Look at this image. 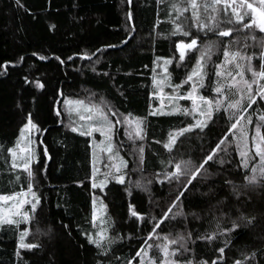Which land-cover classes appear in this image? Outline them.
<instances>
[{"label": "trees", "instance_id": "obj_1", "mask_svg": "<svg viewBox=\"0 0 264 264\" xmlns=\"http://www.w3.org/2000/svg\"><path fill=\"white\" fill-rule=\"evenodd\" d=\"M199 1L201 3L197 10L203 19V4L210 0ZM173 2L185 3L186 0H163L162 3H157V0H132L131 6L126 0H21L23 7H18L16 0H0V65H3L0 67V195L27 188L26 173L11 167V157L7 152L8 148L15 146L19 130L26 122V114L31 112L33 120L46 130L39 136L43 143L35 147L41 153L40 163L32 164L34 189L42 197L41 205L28 226H19L21 230L28 227L29 241H38L43 249L32 252L21 250L22 259L17 257L18 231L15 227L4 225L0 228V264H18V261L19 264H96L97 260L101 264H108L109 261L110 264H123L125 259L137 263L139 257L135 253L144 245L152 230V223H155H149V218L155 216L157 221L160 220L180 190L179 184L169 183L157 174L166 167L174 170V164L181 158L200 162L226 132L229 126L227 114L221 109L218 114H214L204 133L198 135L197 129L180 136L171 153L163 147L169 133L192 122V117L182 113L151 114L157 105L152 83L154 61L157 64L163 61L156 60L157 57L172 58L168 70L171 82L175 84L185 78L198 55L192 52L184 61L178 60L175 42L180 39L188 42L191 37L169 35L173 25L168 20V14ZM249 2L259 5L256 0ZM128 10L133 14L134 32L126 20L125 13ZM191 11L189 8L183 15L190 16ZM172 15L175 16V12ZM52 24L56 25L55 29H50ZM222 27L230 25L224 24ZM247 31L233 32L231 37H217L212 32L205 36L204 32H197L196 28L191 29L192 35L201 37L199 46L203 40H211L216 42L214 47L217 48V53L206 59L207 77L205 87L200 89L201 94L210 98L218 95L210 85L217 79L215 65L222 64L224 60L223 41L239 37L240 45L247 43L248 47L242 51L257 53L251 63L256 71L260 70L258 54L264 33L254 28L251 31L257 39L245 41ZM123 40H127V44H122ZM106 44H116L117 47L105 49L91 60L78 55L95 52ZM236 47L235 43L231 45L233 50ZM34 52L38 55H32ZM39 55L47 59L40 60ZM55 56H59L64 63L61 64ZM70 56L71 60L68 59ZM20 57L23 60H19ZM97 58L99 63H96ZM6 61L9 63L5 64ZM232 72L235 74L236 71ZM228 79L220 78L225 84ZM245 79H252L251 72L245 71ZM37 81L44 87H37ZM259 84H264V80H260ZM257 87V84H253V93ZM187 88L188 85H184L180 92L183 94ZM86 92L102 97L119 113L131 114V118L139 117L143 121V164H139L138 156H132L129 152L131 140L121 127L116 128L113 141L119 145V155L127 161L125 183L118 184L110 180L104 193L91 188L92 137L72 132L65 123L64 100L80 97ZM224 92L230 97L228 87L224 88ZM244 103L246 105L247 101ZM57 109L61 113L59 117L56 115ZM249 114L252 116V123L247 125L249 169L240 166L241 158L236 145L230 144L227 154L217 153L223 155L225 165L209 161V164H213L209 171L220 174L208 180H200L198 176L178 202L177 207L182 203L187 220L183 217L175 220L169 218L156 229L157 233L175 234L183 231L186 223L195 239L197 235L214 228L215 218L221 217V213L212 205H215L216 199L226 198L225 204L220 206L224 213L220 218L222 228L230 226V217L235 218L238 208L247 215L255 216L256 221L254 227H242L229 234L230 243L225 248L220 264H234L235 260H241L243 264L245 256L252 253L255 256L247 264H264V180H261L260 185L241 189L246 191V195H241L239 199L231 193V187L224 184L227 178L242 186L245 174H251L253 166L259 168L260 159L252 139L257 123L262 125L260 131L264 135V121L258 119L259 115L264 114V100L259 96L245 115ZM228 136L231 140V133ZM44 147H47L50 159L42 155ZM173 157L176 159L171 165L162 164V161L167 162ZM45 166L46 170L40 171ZM17 175L19 180L16 179ZM148 180L152 181L150 185L146 184ZM137 181L146 185L148 191L137 188ZM209 185L215 186L218 193L216 197L204 195L208 193ZM126 189H130L132 194L128 195ZM93 191L107 204V214L112 224L110 234L121 237L111 246L112 252L107 258L97 256L95 246L89 244L81 234L91 232L94 235L99 229L93 228L91 224ZM129 203L135 206L137 212L144 214V219L138 220L130 215ZM175 211L174 208L169 217ZM193 212L200 219H195L191 215ZM65 224L68 225L67 229L63 227ZM154 238L148 243H152ZM223 241V236L211 244L198 240L190 247L194 249L197 260H207L210 264L211 260L219 256L216 249L223 246ZM191 255L193 253L183 258Z\"/></svg>", "mask_w": 264, "mask_h": 264}, {"label": "snow or ice", "instance_id": "obj_2", "mask_svg": "<svg viewBox=\"0 0 264 264\" xmlns=\"http://www.w3.org/2000/svg\"><path fill=\"white\" fill-rule=\"evenodd\" d=\"M163 0H157V3H162ZM126 3L131 6L132 0H126ZM18 7H23L21 0H16ZM223 7H220V6ZM170 11L168 14V20L172 23L173 29L170 31L169 35L176 36L181 35L183 37H191L188 42L180 39L175 42V48L179 51V61H184L186 54L189 51L195 50L198 55L196 56V62L191 67L189 71L186 72L185 78L179 83H171V74L168 72L167 65L172 64V58L157 57L156 60H163V66L156 64L154 61L153 77L152 83L156 87L157 91L153 95L167 96L170 104L169 112H164L162 109H158L152 112V115L160 114H176L182 113L186 116L192 117V122L187 123L184 127L170 132L167 142L163 144V147L170 153L173 147L177 143V139L183 136L185 133L192 132L194 130H199V133H204V130L208 128L209 123L213 120L214 114H218L221 109L227 114L226 121L229 126L227 127L224 135L219 138L218 142L214 147L211 148L208 154H206L202 160L198 163L192 160L179 159L174 164V170L168 169L167 167L162 173H158L157 176H163L164 180L169 183L176 182L180 185V190L175 198L172 200L171 205L168 207L167 211L163 213L160 220H156L155 216L149 218V223H152V230L148 233L144 245L136 251L135 256L140 257L138 264H209L207 260H197L194 256V249L190 245H194L196 241H205L211 244L213 241L217 240L219 237L223 236V246L218 247L216 251L219 256L216 259L211 260L210 264H220L223 260L225 248L228 247L230 243V233L236 232L240 228L254 227L256 217L252 215H247L237 209V215L235 218H231V223L229 227H221L220 218L224 215L222 208L220 206L224 205L226 198L216 199L215 205L212 207L217 208L221 217H217L214 228L210 232H205L197 235L195 239L193 238V232L188 230L187 224L183 231H177L175 234L168 233H157L156 229L160 227V224L164 220L171 218L175 220L177 217H183L185 221L187 220V214L183 211L182 203L177 207L178 202L181 201V197L184 196V192L188 191V186L192 184L194 179L199 176L200 180L212 179L214 176L220 173H213L209 171L213 164H218L220 166L225 165L226 161L223 155H217V153L227 154L229 145L235 143L236 150L240 156V166L244 169H249L248 164V131L247 125L252 123V116L245 115L248 113V109L252 107V104L256 103V97L259 96L261 100H264V84H259L260 80H264V39L260 42L259 58H260V70L256 71L252 66V59L257 56V53L253 52L251 54L242 51L243 48H247L248 44H239V37L233 40L223 41V63L216 64L215 77L217 78L211 83L212 91L218 95L214 98L205 96L199 92L200 88L205 87L204 81L207 77L206 72V58H211V52L215 46L214 41L203 40L198 47V41H201L199 35H192L191 29L196 28L197 32H204L207 36L208 32L214 33L217 37H231L233 32L240 33L244 30H249L245 34V41L253 40L257 38L252 29H258L260 33H264V0H259V5L254 6L249 0H210V2H205L203 4L204 18H200V13L198 12L197 0H186L185 3L173 2L170 6ZM191 8V15H183ZM243 10V11H242ZM27 11V9H26ZM175 12V16L172 15ZM126 20L129 22L130 30L134 32L135 26L132 23L133 14L131 10L125 13ZM245 17H248L247 21ZM159 22V21H158ZM227 24L230 27H222V25ZM50 29H55L56 25L52 24L49 26ZM155 27V26H154ZM127 40L121 41L122 44H127ZM237 44V47L233 50L231 49L232 44ZM116 44H106L102 48H97L95 52L88 53H78L82 59L91 60L93 56L97 53L104 51L105 49L115 48ZM32 55L36 56L38 53L34 52ZM40 60L47 59L44 55H39ZM61 64L64 63L59 56H55ZM69 60L72 57H68ZM19 60H23L20 57ZM99 58H97L96 63H99ZM9 62H5L7 64ZM234 64L236 69L235 74L232 71H221L224 65ZM179 67V63L177 64ZM3 67V65H0ZM163 67V72L165 75L161 78H157L156 68ZM94 72L95 68L92 69ZM245 71L251 72L252 79H245ZM104 75H108L107 72ZM221 77H229L227 83L221 82ZM239 77V80H237ZM26 82L27 78H26ZM253 84H257V91L253 93ZM184 85H188L187 90L181 94L180 89ZM36 86L43 88L44 85L39 81L36 82ZM167 86L172 89L171 93H164V87ZM228 87L230 92V97L225 95L224 88ZM234 89V91H233ZM179 100L190 101V107H185L177 103ZM228 101L225 104V101ZM245 100L247 101L245 105ZM66 105V111L71 112L73 109L71 105H76L77 112L79 108L83 107L84 111L90 113L88 116L79 115L80 120H88L87 126L79 125L77 126L74 122H70L68 125L72 132H78L81 136L91 137L93 132H99L101 136L105 138V141L97 144L96 147L100 149L101 152H107L109 154L108 159L119 160V163H113L110 165H105L107 171L101 174V178L98 179L99 169L96 167L97 156L95 151L93 152V166L91 173V188L93 190L99 189L100 193H104L110 180H115L118 184L125 183V173L121 171L122 167H127V161L119 155V145L113 143V137L115 136V128L117 125L124 126L125 135L129 140L135 142L136 140L142 141L144 139V130L142 127V118H130L131 114L124 115L119 113L118 109L112 106L100 104H86L84 100H64ZM20 107V105H17ZM56 115L59 117L61 115L60 111L56 110ZM114 117L115 119H111ZM259 121H264V114L259 115ZM26 122L23 123L19 130V137L16 141L14 147L7 149L8 154L11 157V167L13 169H22L26 173L27 188L26 190H21L20 192L13 193L11 195H0V204L4 202H11V204L5 208L0 206V227L7 225L15 227L18 231L17 245L15 255L22 259L21 250L32 252L33 250H42L43 245L38 241H29L30 229L25 227L20 229L21 224H29L33 219H35V213L37 208L41 205L42 197L38 195V192L34 190L35 173L32 169L33 162L40 163V155L33 145L42 144L43 141L39 139L42 132L46 131L41 128L40 125L35 122L32 118L31 112H28L25 117ZM234 120V122H232ZM244 121L242 124L241 122ZM239 126V128H238ZM261 124L257 123L255 126V135L253 136V146L256 149V155L259 156L260 164L259 168L253 166L250 169V173H246L244 176V184L238 186L233 183L230 179H225L224 184L231 187V193L239 199L241 195H246V191L241 189H247L248 187H254L261 184V180H264V135L261 134ZM237 130L233 132V130ZM231 133V140H229L228 134ZM33 134H35V139H33ZM160 143V141H156ZM183 143V142H182ZM115 149V150H114ZM143 145L138 147V159L139 164H143ZM23 154V155H20ZM135 154V153H134ZM42 155L45 158L50 159L47 147L42 150ZM173 157L167 162L162 161V164L171 165ZM19 160V163H18ZM212 161L213 164H209ZM207 165V167H205ZM112 169H115L113 173ZM45 168H41L40 171H45ZM183 177L184 179H181ZM19 180V175L16 176ZM163 182V181H159ZM199 182V181H198ZM152 183L151 180L146 182L147 185ZM136 187L144 191H148L146 185H141L139 181L136 182ZM128 195H131V190L126 189ZM211 194L213 197L218 195L217 190L214 185H209L208 193L204 195ZM106 195V193H105ZM99 203V207H98ZM25 205H29L25 208ZM175 213L169 217V213ZM128 210L132 217H136L138 220L144 219V214H141L135 210V206L131 203L128 204ZM195 219H200V217L195 213H191ZM102 217H107V204L104 203L103 198L97 197L95 191L92 192V211H91V224L93 228L97 227V220L100 219L101 227L93 233L82 232L81 234L85 236L87 242L94 245L97 250V256L107 258L109 253L112 252V245L121 239L119 235H111L110 229L112 224L110 223V218L104 219ZM65 229L68 225H63ZM39 232V230H37ZM153 237L156 239V243H148ZM155 248L158 256L149 255L151 249ZM193 253V255L188 258L185 257L186 254ZM255 253L249 256H245L243 264H247L249 260H252ZM179 257V258H178ZM19 264V261H18ZM26 264V262H25ZM96 264H101L100 260H97ZM110 264V261L108 262ZM123 264H132L131 260L125 259ZM234 264H242L241 260H235Z\"/></svg>", "mask_w": 264, "mask_h": 264}, {"label": "rangeland", "instance_id": "obj_3", "mask_svg": "<svg viewBox=\"0 0 264 264\" xmlns=\"http://www.w3.org/2000/svg\"><path fill=\"white\" fill-rule=\"evenodd\" d=\"M256 2L259 4V0H256ZM197 3H198V7H199V5H200L201 2L199 0H197ZM253 5L254 6H258L257 4H253ZM198 47H199V43H198ZM192 52H196V51L195 50L189 51L186 54V57L190 53H192ZM178 53H179V51H178ZM216 53H217V48L214 47L210 55L216 54ZM157 64L163 66V61H158ZM230 65H231V68L229 67ZM167 68H168V65H167ZM227 69L229 71H236V69L234 67V64L224 65V67L221 69V71H225L226 72ZM168 72H169V70H168ZM156 74H157V78L158 79L161 78V77H163L165 75V73L163 72V67H157L156 68ZM200 89H199V92L201 93ZM154 90H155V92L157 91V89H156L155 86H154ZM171 92H172V89L171 88H169L167 86L164 87V93H171ZM82 96L75 97V98H68V100H72V101H75V100H84L86 104H88V103L100 104L102 107L104 105L111 106L102 97H99V96H97V95H95V94H93L91 92H86L85 94L83 93ZM154 99H155V102L157 103L156 107L154 108V111H157L158 109H162L164 112H169L171 106L169 104V101L167 99V96H164L163 99H161V96L154 95ZM177 103H179L180 105H183L185 107H190V105H191V102L190 101H185V100H179ZM68 107H71L73 109L70 113L65 110L66 109V105L63 104L65 123H66L67 126L70 124V122H74L77 126H79V125L87 126L89 123H91L88 120H80L79 119V115L88 116L90 114V113L84 111L83 107H80L79 108V112H77V110H76L77 107H78L76 105H71V106H68ZM110 118L111 119H115L114 117H110ZM132 119H134V118H132ZM118 127H121L122 130L125 132L124 126L117 125L116 128H118ZM142 127H143V121H142ZM116 128H115V131H116ZM91 137H92V140H93V147H92L93 148V152L95 151L96 156H97L96 167L99 169V173H98V179H99V178H101V174L103 172L107 171V168L105 167V165H110V164H113V163H119V160L117 159V160H111L110 161L108 159L109 154L107 152H101L100 149L98 147H96L97 144H100V142L105 141V138L103 136H101L99 132H93ZM35 138H36L35 137V134H33V139H35ZM113 139H114V137H113ZM113 143H114V141H113ZM142 143H143V140L142 141L136 140L135 142H133L131 140V143L129 145L130 146L129 152L131 153L132 156H134V155L135 156H139V154H138V147ZM33 147H36V145L34 144ZM119 151H120V149H119ZM20 155H23V154H20ZM18 163H19V160H18ZM124 170H125V167H122L121 168V171L123 173H124ZM112 171H113V173H115V169H112ZM8 195H11V194H8ZM10 204H11V202H4L3 204H0V206L7 208ZM28 207H29V205H25V208H28ZM98 207H99V203H98ZM102 218H104V219L109 218L108 217V214H107V217H102ZM96 224H97V227L98 228H100L102 226L101 223H100V219L97 220ZM26 226H28V224ZM156 242L157 241L154 238V240H153L152 243H156ZM149 255L158 256L159 254L157 253L156 249L153 248V249L150 250ZM139 260H140V257H139ZM132 264H138V262L137 263H132Z\"/></svg>", "mask_w": 264, "mask_h": 264}]
</instances>
